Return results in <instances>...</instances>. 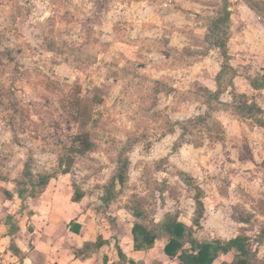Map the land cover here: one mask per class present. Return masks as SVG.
<instances>
[{
    "label": "rangeland",
    "instance_id": "rangeland-1",
    "mask_svg": "<svg viewBox=\"0 0 264 264\" xmlns=\"http://www.w3.org/2000/svg\"><path fill=\"white\" fill-rule=\"evenodd\" d=\"M245 5L264 22V0H0V264H161L160 241L134 249L129 210L193 226V186L196 238L246 234L264 264V111L240 110L227 49ZM224 8L226 59L207 37ZM262 63L247 79L263 89ZM119 158L128 180L105 204Z\"/></svg>",
    "mask_w": 264,
    "mask_h": 264
},
{
    "label": "trees",
    "instance_id": "trees-1",
    "mask_svg": "<svg viewBox=\"0 0 264 264\" xmlns=\"http://www.w3.org/2000/svg\"><path fill=\"white\" fill-rule=\"evenodd\" d=\"M228 18L229 12L224 8L221 16L219 15L212 19V23L209 26L211 33L207 35V37H209L213 33L218 32V35L216 37L214 36L216 42L212 43V45L220 49V52L225 59L227 58V53L225 50L224 37L222 38V36L225 35V32H219V27L220 24L224 23ZM244 108H249L250 110L252 106L247 104V102H244L240 110L242 111ZM256 109L260 111L258 106H255V110ZM259 122L260 125H264L262 120H259ZM86 137L87 135H85V138L80 142L82 145H86V149H91L94 144ZM119 161V165L115 172L110 176L104 187L103 195L101 196V201L105 204L117 197L128 180V160L126 158H119ZM69 168L70 162H68V166L64 170V173L69 172ZM179 177H181L186 185H193L191 176L185 172H179ZM48 179L49 176H42L39 178L38 182L32 181L31 185L33 184V187L37 185L38 188L41 184H47ZM193 189L195 190L193 199L196 208V214L193 218V226L186 225L184 222L173 216H168L162 222L148 226L140 221V219L145 218V211L143 209L135 207L134 209L129 210L130 214L135 218V221L132 226L127 229V234L133 242L134 249L148 250L153 247L157 239L163 238L164 244L162 246V253L165 257V261L174 262L175 264H214L221 254L231 255L232 258L229 260H223L219 264H254L253 260L255 259L256 251L251 250L250 238L246 234L236 235L224 240L215 238L204 242L196 238L195 230L201 226L200 220L204 214V205L200 197V189L195 186H193ZM20 192L22 193V190H20ZM81 195V192H77L75 201H78L81 198ZM73 229L75 231L78 230L77 228ZM262 232L264 233V228L262 229ZM101 244L102 242H99V245ZM131 263L137 264L133 261H131ZM161 263H163V261Z\"/></svg>",
    "mask_w": 264,
    "mask_h": 264
},
{
    "label": "crops",
    "instance_id": "crops-1",
    "mask_svg": "<svg viewBox=\"0 0 264 264\" xmlns=\"http://www.w3.org/2000/svg\"><path fill=\"white\" fill-rule=\"evenodd\" d=\"M258 16L256 17L255 11H252L251 7H248L247 5H245V7L239 11L238 16L235 15V19H236L235 24H237V26L233 27L231 37H229V40L227 42V49H228L230 65H232V67L236 69V76L233 79V83L236 91L239 93H243L247 96L248 98L247 104L253 102L256 106L260 107L262 111H264V88L263 89L256 88L255 86H253L251 81L247 79V76L250 74V71L253 68L254 70L256 69L255 67L258 65L256 63L258 62L264 63V22L258 20L257 19ZM197 35L198 34L196 33L189 34L187 38L189 39H193L195 37L197 38L198 37ZM207 61L211 63L210 58L207 59ZM213 62L215 61L213 60ZM216 65L218 68L219 64L216 63ZM207 70L208 67L204 66L203 71H207ZM202 78H203L202 83L205 84L206 88L212 90L215 86V82L213 80L211 81L210 79H207V77L205 79L204 76ZM74 228L79 229V226L75 225ZM71 234L75 235L74 233ZM128 237L130 238L129 235ZM157 241H160L161 243V253H162V246L164 244V239L159 238L155 241V243ZM105 243L106 242L104 243L102 242V244L99 246H102ZM152 248L148 250H152ZM148 250H137V251L141 252ZM28 251L29 250H27V253H29ZM36 251L42 252L43 250H36ZM33 252L35 251H32V253ZM224 256L226 255H223V257ZM162 257L163 258L161 261H163V263L160 262L161 264H175L174 262L165 261L164 255ZM26 258L27 260L29 259V257H25V259ZM86 259L87 260L85 264L87 263L90 264L91 258H86ZM60 260L58 259L57 256L55 262H52V264H61ZM108 263L109 262L105 257V260L103 261L102 264H108ZM29 264H35V263L31 259H29ZM110 264H116V262L114 261Z\"/></svg>",
    "mask_w": 264,
    "mask_h": 264
},
{
    "label": "built area",
    "instance_id": "built-area-1",
    "mask_svg": "<svg viewBox=\"0 0 264 264\" xmlns=\"http://www.w3.org/2000/svg\"><path fill=\"white\" fill-rule=\"evenodd\" d=\"M258 19H262V16L260 15V16H258Z\"/></svg>",
    "mask_w": 264,
    "mask_h": 264
}]
</instances>
